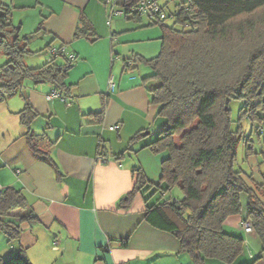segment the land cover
I'll return each mask as SVG.
<instances>
[{"label":"crops","instance_id":"1","mask_svg":"<svg viewBox=\"0 0 264 264\" xmlns=\"http://www.w3.org/2000/svg\"><path fill=\"white\" fill-rule=\"evenodd\" d=\"M5 3L34 51L25 58L29 66L43 65L61 47L68 58L75 56L66 101L48 98L54 90L50 82L31 80L0 101V186L22 188L37 219L22 222L9 254L23 247L33 264H193L176 235L146 219L147 207L158 201L151 202L154 193L148 191L168 192L162 181L167 153L147 147L163 121L152 103L150 71H133L139 62L126 68L125 60L153 57L149 47L156 45L150 41L161 38L159 27L144 17L113 14L106 0ZM82 19L94 28L95 39L75 37ZM28 104L38 114L31 130L46 136L42 147L54 164L39 159L28 143L20 115ZM114 125L118 128L111 129ZM138 132L143 137L132 140ZM140 171L146 183L134 192ZM242 219L232 215L224 228L245 238ZM241 256L232 263L209 259L206 264L256 262Z\"/></svg>","mask_w":264,"mask_h":264},{"label":"trees","instance_id":"2","mask_svg":"<svg viewBox=\"0 0 264 264\" xmlns=\"http://www.w3.org/2000/svg\"><path fill=\"white\" fill-rule=\"evenodd\" d=\"M138 2L117 0L115 9L120 7L125 17H147L149 26L160 25L161 51L150 58L131 56L125 60L126 68L129 62L132 67L143 62L151 69L146 79L153 81L149 86L152 103L158 106L163 127L147 147L156 154L167 153L162 162L166 191L175 186L183 191L182 198L170 196L149 205L146 219L176 235L182 249L192 255L193 264H206L209 259L232 263L244 253L245 238L226 232L224 225L228 217L243 213L246 195L242 220L252 222L264 250V172L260 182L235 167L243 137L240 119L258 122L259 135L264 134V0H151L160 11L150 16L138 11ZM169 18L173 24L167 23ZM94 33L82 19L75 37L92 35L95 39ZM33 52L28 37L13 23L11 5L0 1V54L8 58L0 67V101L21 92L26 80L50 82L67 99L70 55L61 47L43 65L31 67L25 58ZM60 56L65 62L57 61ZM233 99L243 101L237 129L231 116ZM94 114L101 117V112ZM20 115L33 153L54 164L42 147L46 136L31 130L36 110L28 104ZM141 137L143 132H138L132 140ZM252 148L248 146V156ZM261 153L264 160V138ZM145 183L140 171L134 192L141 191ZM25 220L33 223L37 219L23 189L2 187L0 232L9 241L18 239ZM0 264L33 263L21 247L0 255Z\"/></svg>","mask_w":264,"mask_h":264},{"label":"rangeland","instance_id":"3","mask_svg":"<svg viewBox=\"0 0 264 264\" xmlns=\"http://www.w3.org/2000/svg\"><path fill=\"white\" fill-rule=\"evenodd\" d=\"M0 1L6 2L8 0H0ZM144 19L147 20V17L146 18L144 17ZM167 23L173 24L174 20L169 18L167 20ZM158 27L161 30L160 25ZM150 42L155 43L154 45L157 46V47L153 46V48H152V46L149 47L150 50L153 49L152 52H155L153 56L158 55L159 52L161 51V45H162L161 39H156L155 41H150ZM126 45H130V44H126ZM28 57H32V56H28ZM28 57H27V59H29ZM33 57H35V56H33ZM7 60H8V58L6 55L0 54V67L3 66L7 62ZM137 66L132 70L139 72L140 68H141L142 70H148L151 72V69L147 65H145L143 62H139V66H138L139 70H138ZM242 106H243V101L240 99H233L232 102L230 103L231 116L233 119V128L234 129H237L239 126V119H240V113L239 112H240V109L242 108ZM240 121H241V125H242L243 137L239 141V144H238L235 167H236V169L243 170L245 173L252 174L253 178L256 181L260 180V182H261L263 180L262 173L264 172V160H263V156L261 153L262 141L264 138V134L259 135V133L262 131V129L258 127L259 123L258 122L253 123V121L249 117H243L240 119ZM155 130L157 131V128ZM159 131H161L160 127H158L157 132H159ZM176 143H179L178 137L176 138ZM248 146L253 147L252 148L253 153L251 154V156L247 155ZM148 192L150 195H152L154 193L151 196V202H155L156 200H159V199L164 200L170 196L177 197V198L183 197V191L178 186H175L171 191L164 192V194H162L161 192L155 193L154 189L151 191H148ZM263 197H264V195H263ZM242 202L244 205L243 213L242 214H236L239 217H243L245 212H246V207H247L246 206L247 205V196L246 195H243ZM242 230L245 231L243 228H242ZM225 231H226V229H225ZM226 232H229V231H226ZM245 244H246L245 252L243 253V255L240 258L249 260V262H250V261H252V259L254 257L259 256L263 252L260 255L261 258L252 264H262V263L264 264V250H263V244H262V241L260 239L259 234H257L256 232H246ZM12 246H13V241L9 242V238L6 236V234L3 232H0V255L9 254Z\"/></svg>","mask_w":264,"mask_h":264},{"label":"built area","instance_id":"4","mask_svg":"<svg viewBox=\"0 0 264 264\" xmlns=\"http://www.w3.org/2000/svg\"><path fill=\"white\" fill-rule=\"evenodd\" d=\"M116 2H117V0H107V3H109V4H111L113 6L112 13L120 15V14L123 13V10L120 7L115 9ZM137 9H138V11L140 13L148 15V16L154 15L156 12L160 11L159 5L156 4L155 2H151V0H139L138 5H137ZM160 15H161V17L165 16L164 14H160ZM57 52H58V50H56V49L52 50L53 54H56ZM70 58L74 59L75 56L74 55H70ZM129 64H130L129 66L131 68L132 65H133V62H129ZM112 85H113V83H112ZM55 97L62 98L63 100L66 101V98H64L57 90L54 89L48 95V98L51 99V98H55ZM110 128L111 129H116V128H118V126L114 125V126H111ZM0 192H2V187L1 186H0ZM240 226L246 232H253L254 231L253 224H252V222L250 220H242L241 223H240Z\"/></svg>","mask_w":264,"mask_h":264}]
</instances>
